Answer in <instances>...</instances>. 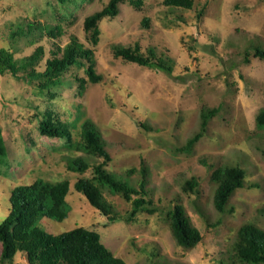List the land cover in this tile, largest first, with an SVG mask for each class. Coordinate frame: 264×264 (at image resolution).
Returning a JSON list of instances; mask_svg holds the SVG:
<instances>
[{
	"label": "rangeland",
	"instance_id": "obj_1",
	"mask_svg": "<svg viewBox=\"0 0 264 264\" xmlns=\"http://www.w3.org/2000/svg\"><path fill=\"white\" fill-rule=\"evenodd\" d=\"M108 1L0 0V47L20 59L42 46L43 57L36 65V71H42L51 51L74 36L92 50L94 71L100 75L98 82L91 81L82 59L85 65L68 67L62 83L42 93L38 80L28 81L22 72L21 78L0 75V132L5 146V155H0V220L15 186L38 177L66 179L68 215L62 221L42 218L40 226L46 232L59 234L76 226L93 229L127 264H221L241 224L253 222L264 230V129L255 123L264 108V61L251 51L244 61L250 43L264 48V0H193L191 9L171 8L163 0H142L137 8L124 0L115 17L98 21L100 33L93 45L84 19ZM143 18L148 26L142 24ZM27 23L34 24L31 34L10 36L17 25ZM55 25L60 31L50 36ZM135 44L145 54L153 47L156 54L169 57L172 72L113 55V46ZM80 78L84 84L79 91ZM201 107L218 111L192 151L181 152L178 148L199 128ZM45 116L73 123V140L78 139L81 122L90 119L111 156L107 169L117 176L145 164L149 197L163 210L140 212L132 221L108 222L74 188L79 177L92 176V168L82 174L68 169L67 158L81 153L70 152L63 138L40 134L38 125ZM220 165L245 170L244 187L234 192L224 213L212 201L211 174ZM192 176L199 180L197 194L182 189ZM104 197L122 215L131 209L121 195L104 191ZM171 200L183 205L202 234L192 248L180 247L171 235L165 215ZM13 264H27L25 256L17 253Z\"/></svg>",
	"mask_w": 264,
	"mask_h": 264
},
{
	"label": "trees",
	"instance_id": "obj_2",
	"mask_svg": "<svg viewBox=\"0 0 264 264\" xmlns=\"http://www.w3.org/2000/svg\"><path fill=\"white\" fill-rule=\"evenodd\" d=\"M57 1L65 3L68 0ZM122 1L124 0H109L100 11L85 17L84 29L89 32V39L93 45L97 44L100 33L98 21L104 17H115L118 13V4ZM129 1L137 8L142 2V0ZM162 2L171 8L191 9L193 6V0ZM142 24L148 26V19L143 18ZM33 31V23H27L25 27L17 25L16 29H12L10 36H27ZM59 31V25H55L48 33L53 36ZM250 51L253 56L264 61V48L258 43H250L244 53L245 62H248L247 56ZM146 52L145 54L141 51L139 44L133 47L113 46V55L117 58L150 69L172 72V61L169 57L156 54L153 47H148ZM43 53V47L37 46L31 54L16 59L13 52L0 47V75L10 73L14 77L21 78L18 74L22 72V76L28 81L38 80L36 86L42 93L61 84L62 73L72 65H85L86 63L82 61L85 59L87 61L85 72L88 78L93 82L100 80V75L94 71L92 50L84 47L74 36H71L70 41L63 47L52 50L51 55L45 59L43 70L36 71V65L42 59ZM80 81L79 91L83 88L84 79L80 78ZM217 111L218 107H201L199 128L184 145L178 148L179 151H192L194 145L203 136L209 118ZM49 115L53 116V113L49 112ZM49 117L45 116L40 120L38 125L40 134L49 138H63L64 146L70 152L81 153L69 156L67 167L70 171L80 174L92 168V176L79 177L74 182V188L81 192L108 222L132 221L140 212L153 213L156 209L163 210L158 206L154 207L149 197L150 191L147 189L149 172L145 164L142 163L138 168L130 167L117 176L107 169L111 156L105 149V141L100 130L90 119L85 118L81 122L78 139L73 140L71 131L73 123L63 121L58 116L54 119ZM255 123L256 126L264 129V108L257 113ZM262 154L264 155V149ZM0 155H5L1 132ZM90 159L96 161L92 162ZM136 172L139 176L134 179L132 175ZM211 180L215 185L213 206L218 212L224 213L234 192L244 187L245 170L239 165H220L213 170ZM182 189L185 192L199 193V180L197 177H190L184 181ZM68 191V180L49 181L40 177L28 184L17 185L11 190L7 214L0 220V264H13L17 253L25 256L27 264H127L101 242L100 234L93 229L76 226L59 234H50L40 226L42 218L62 221L67 217ZM104 191L112 195H121L131 204L127 215L120 214L114 205L106 200ZM170 203L172 206L167 209L165 215L172 237L182 248L194 247L202 240V234L192 225L182 204L175 200H171ZM229 210L232 211V207ZM227 256L226 261H220L221 264H264V230L253 222L241 224Z\"/></svg>",
	"mask_w": 264,
	"mask_h": 264
}]
</instances>
